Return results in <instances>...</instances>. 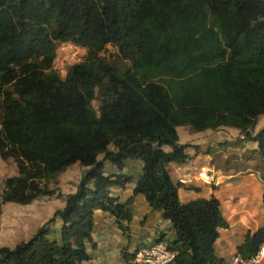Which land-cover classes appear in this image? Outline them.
<instances>
[{
  "label": "trees",
  "instance_id": "16d2710c",
  "mask_svg": "<svg viewBox=\"0 0 264 264\" xmlns=\"http://www.w3.org/2000/svg\"><path fill=\"white\" fill-rule=\"evenodd\" d=\"M63 41L86 50L60 76L53 59ZM107 44L128 63L107 62L100 55ZM261 113L264 0H0V158L16 167L3 178L0 204L50 193L47 182L73 162L87 167L29 238L0 245V264H81L93 210L112 214L127 233L137 193L169 220L173 236L159 231L154 240L175 252L177 264H220L213 241L227 222L218 198L179 200L182 182L167 168L187 158L176 127L230 126L254 141L264 207V126L251 133ZM126 158L141 166L119 201L109 186L131 175L103 173L102 161L121 169ZM56 216L61 223L50 235ZM260 244L264 220L246 230L236 252L247 257ZM132 255L123 251L126 264Z\"/></svg>",
  "mask_w": 264,
  "mask_h": 264
},
{
  "label": "crops",
  "instance_id": "0c3cea01",
  "mask_svg": "<svg viewBox=\"0 0 264 264\" xmlns=\"http://www.w3.org/2000/svg\"><path fill=\"white\" fill-rule=\"evenodd\" d=\"M263 114L261 113L259 116L263 117ZM255 126L251 133L258 129ZM190 130L192 129L187 125L186 133L183 136L191 140L189 145H184V152L187 154L186 160L182 163L168 162L167 168L172 179L177 177L186 179L177 187L179 200L207 197L210 193L218 198L219 210L227 225L217 227L218 233L213 241V249L214 254L224 260L236 252V246L242 241L246 230L253 231L264 220L260 179L262 160L257 155L256 162H254L255 153H249L253 147L255 148L254 141L242 138L244 133L235 127L219 126L214 129L198 130L199 136L194 137L189 136ZM208 139L215 143L216 156L206 153L208 148L204 145ZM178 143L185 144L186 142L181 141L178 137ZM233 143H236V146L231 147L230 145ZM223 144L227 146V150L220 148ZM193 145L199 147L194 148ZM165 146L167 145L162 147L169 148L168 146L165 148ZM231 151L235 152V156H228V152ZM130 163H136V169L130 171L127 167ZM200 163L209 165L213 170L215 180L210 184L190 180L194 168ZM138 165L141 166L140 160L134 161L130 158L124 160L121 169L113 165L111 172L122 171L131 175L130 180L123 186L117 184L109 186L110 194L115 195L119 201L124 200L131 193L138 174L136 173ZM129 209L131 219L128 223L127 233H122L117 227L112 214L99 208L93 210L91 240L84 242L85 251L89 257L82 260L81 264H126L123 251L131 252L136 245L154 240L155 234L159 231H164L166 238L173 236L169 220L162 218L160 211L151 209L142 194L137 193L132 196ZM59 225L60 221H56V224L51 226L50 235L56 233ZM258 264H264V253Z\"/></svg>",
  "mask_w": 264,
  "mask_h": 264
},
{
  "label": "rangeland",
  "instance_id": "374dc122",
  "mask_svg": "<svg viewBox=\"0 0 264 264\" xmlns=\"http://www.w3.org/2000/svg\"><path fill=\"white\" fill-rule=\"evenodd\" d=\"M85 50L86 48L84 46L74 44L69 41L57 42L55 45V57L53 59L54 69L59 73L60 76H63L70 64L77 62L83 58ZM100 55L107 62L112 63L118 67H121L128 63L127 61L119 57L115 46H112L110 44L106 45L104 50L100 52ZM95 91H97L96 88ZM91 102L97 112L98 99L94 98ZM254 126L257 128L264 126V116L262 117L261 115L257 117ZM186 127L187 125L184 124L176 129L179 139L186 142L183 145H187L191 141L188 140L187 137H183L186 133ZM199 134L200 132L197 131L195 132L190 130L189 132L190 137L199 136ZM230 146L234 147L236 146V143H233ZM193 147L198 148L199 146L193 145ZM204 147L208 148L206 153L210 154V156L213 154L214 156L217 155V153H215L216 151H214L216 149L215 143L212 140H206ZM165 148H167V146H165ZM220 148H225L227 150V146H225L224 144L221 145ZM235 152H228V156H235ZM252 152L255 153L254 162H256L257 155L259 154L254 147L249 153ZM101 157L102 153L97 155L98 159H100ZM133 160L139 161L138 159ZM112 167V163H110L108 160L102 161L103 173L111 172L113 169ZM127 167L131 171L136 169L137 164L130 163L127 165ZM86 170L87 167L80 165L78 162H73L68 165L62 172L58 173L55 177L47 182V187L51 189L50 193L40 194L32 199L28 204H20L12 201L1 202L0 245L13 246L15 243L29 238L31 234L36 230V228L43 224L45 220L49 216H51L52 212L56 208L62 207L63 195L65 193L74 191L77 182L79 181L80 177L86 172ZM139 171L140 165H138V171L136 173H139ZM11 174H16V167L13 160L11 158H0V191L3 188V178ZM56 221H60L57 216L53 221L47 224L49 231L52 229L51 226L53 224H56ZM49 233L50 232H48V234Z\"/></svg>",
  "mask_w": 264,
  "mask_h": 264
},
{
  "label": "built area",
  "instance_id": "2783aa9c",
  "mask_svg": "<svg viewBox=\"0 0 264 264\" xmlns=\"http://www.w3.org/2000/svg\"><path fill=\"white\" fill-rule=\"evenodd\" d=\"M191 178L206 184H210L215 180L213 170L205 163L198 165ZM178 181L185 182L186 179L179 177ZM263 253L264 244H260L249 256L242 257L234 252L220 264H258ZM132 254L129 264H177L174 260L175 252L169 249L166 243L161 240H152L137 245L132 249Z\"/></svg>",
  "mask_w": 264,
  "mask_h": 264
}]
</instances>
